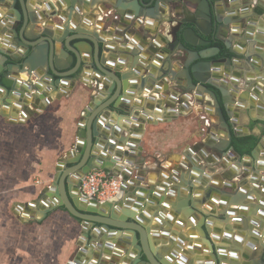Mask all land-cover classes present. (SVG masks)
I'll return each instance as SVG.
<instances>
[{"label": "water", "instance_id": "95a60500", "mask_svg": "<svg viewBox=\"0 0 264 264\" xmlns=\"http://www.w3.org/2000/svg\"><path fill=\"white\" fill-rule=\"evenodd\" d=\"M106 1L37 0L34 4L30 0H0V4L10 10L7 16L10 21L4 29L8 31L13 43L11 49L0 48V59L4 60L0 63V92L5 91L7 96L19 98L25 95L41 96L46 98L41 104L43 108L52 100L48 93H38L44 77H49L52 86L56 88L63 82V78L72 79L74 85L84 68L88 67L94 70L98 81L101 76L105 77L103 87L99 88L97 94L92 95L85 111L87 116H83L78 123L74 147L58 161L52 182L41 189L37 198L26 204L16 205L19 208L27 207V214L23 216L26 221H41L50 211L56 208L65 209L80 221V243L84 238L87 244L95 242L96 246L102 249L97 258L112 255L115 257L112 264H182L181 261L175 262V259L178 258L186 237L182 233L178 235V239L169 237L170 229L166 228L164 220L165 216L173 218L174 214L182 213V225L193 226L211 252L212 259L207 262L222 264L214 241L215 237H219L220 229L211 230V220L208 219L213 216L215 210L205 206L213 189L205 187L202 198L193 193L196 188L194 180L204 185L209 178L205 168L197 164L199 157L193 155V149H188L185 154L187 161L180 164L174 175L162 183V186L150 188V196L146 198L145 190L135 189L136 186L130 188L136 181H141L142 178L138 175L144 171L141 165L143 159H135L140 155L137 152V141L133 137L126 139V135L117 139L115 135L122 132L121 128L112 127V122L107 118L111 112H116L122 117L131 114L130 103L123 96L133 93L136 83L131 81L132 75L141 76L142 85L151 78L158 83V89L165 82L183 94L182 102L187 103L186 107L190 104L189 98L193 94L198 100H205L216 116L218 127L226 132L223 133L226 140L222 139V144L213 145L212 148L224 154L229 151L232 155L235 152L239 160L252 159L253 164L250 165L252 164L256 174L259 173L258 163L264 165V160L258 162L257 155L264 145V135L250 153H238L232 144L233 135L243 136L247 133L235 128L236 123L230 117L234 116L231 103L237 92L242 90L250 93L253 87L258 93L261 92V85L255 86L251 76L245 78L243 69L230 77L234 82L232 87L226 81L229 79L228 73L221 76L213 74V71H219L217 66L222 63L232 69L235 65L234 57L244 58L252 66L259 64L261 60L264 66V40L253 39L251 33L252 27L256 25L255 19L246 23V16H241L236 9L231 10L228 16L222 14L214 0H108L117 13L128 18L148 15L157 20L160 30H166L169 40L165 50L168 56L165 59V67L156 76L154 72H149L145 61L142 62L137 58L138 55L135 56V50L127 51L130 58L126 67L129 69L114 67L113 61L107 55L113 47L99 34L98 28H88L93 20L84 13L88 6ZM250 2L253 15H264V0ZM249 10L246 6L242 11L246 13ZM80 16L82 20L79 24ZM231 16L242 23V28L248 26L249 30L241 33L234 30L232 34L229 33ZM52 22H55L54 27L48 25ZM239 28L240 26H235V29ZM234 35L240 37L237 41L240 47L250 44L249 51H238L232 45ZM257 35L264 38L263 26L258 28ZM120 61L123 64L127 60L122 58ZM178 61L180 65L176 63ZM21 74H26L27 77L20 79ZM239 78L243 79L241 85ZM5 100L6 97L2 102H6ZM243 101L244 95L241 94L238 105L243 106ZM93 106L95 107L91 108ZM26 112L28 114V111ZM138 114L140 112L136 110L135 115ZM112 128V135L108 137L107 132ZM133 128L137 129V126L134 125ZM124 142L127 149L122 148ZM123 155L127 157L125 166L119 164ZM95 168L120 176V195L101 201L82 193L80 186L83 175ZM133 169L138 171L134 176ZM181 170L182 173H179ZM256 174L252 179L258 178ZM261 179L264 181V178ZM253 186L257 188L259 184L253 182ZM184 191L188 192L187 196L180 195ZM225 194L226 197L220 202L222 204H226L229 199L239 201L242 194L251 196L242 185L233 196ZM175 196H178V201L172 200ZM170 205L173 212L168 214L166 209ZM147 207L148 210L145 211ZM240 207L247 209L249 205L240 204ZM149 208L154 210L153 215L157 217L156 225L149 224L152 217ZM232 213H235V210L219 212V218L225 219ZM242 219L241 216H234L233 220L241 222ZM251 223L258 225L256 220H251ZM92 229L95 230L94 233ZM253 232L257 230L254 228ZM226 236H232V232L227 231ZM176 239L177 244L174 243ZM168 243L170 244L167 245ZM251 245L255 243H249V246ZM92 246L94 248L95 245ZM78 250L79 256L75 260H68L66 264L85 262L88 248L80 246ZM261 262L264 264V255Z\"/></svg>", "mask_w": 264, "mask_h": 264}, {"label": "crops", "instance_id": "0c3cea01", "mask_svg": "<svg viewBox=\"0 0 264 264\" xmlns=\"http://www.w3.org/2000/svg\"><path fill=\"white\" fill-rule=\"evenodd\" d=\"M30 1L35 4L37 0ZM214 1L220 8L222 14L228 16L231 10L236 9L240 12L241 16H246V23L250 19H255L256 25L252 27L251 31L252 38L257 41L264 40L263 37H258L257 35L258 28L260 26L264 27V15H253L250 0ZM246 6H248L250 10L245 13L242 10ZM9 13V8L4 4H0V48L5 50L11 49L13 45L12 38L8 36V31L6 32L4 29L10 21L7 17ZM84 13L85 15L91 16L93 20V23H91L88 28H98L97 31L99 34L106 38L107 44L113 47L107 55L109 59L113 61L115 68L120 67L123 70L129 69L126 67L130 58L127 51L132 52V50H135V56L138 55L137 58L140 61H145L144 63L148 67L149 72H154L156 76H158L160 70L165 67V59L168 56L165 48L169 39L166 37V30H160V28L157 27L156 19L148 15L139 18H133L132 16L128 18L114 11L110 3H108V0L106 3L101 2L92 7L91 5L88 6V8L84 10ZM230 18L229 33L232 34L234 30L240 33L249 30L248 26L242 28L241 22L232 19V16ZM81 20L82 17L80 16V20H78L79 24ZM40 25H42V23ZM48 25L54 27L55 22H52V24L49 23ZM237 25L240 26L239 29H235ZM232 37V45L238 51H249L250 44L240 47L237 42L240 37L235 35ZM122 58L127 60L123 62V64H121L120 61ZM234 60L235 65L231 67L232 69H229L226 63H222L217 66L219 71H213V74L221 76L228 73L229 79L226 81L230 87H232L234 82L230 80V77L232 74H238L240 70L243 69L245 71V78L251 76L254 80V85L256 84L255 86L261 85V92L258 93L255 92L253 87L250 89V93H245L242 90L237 92L231 103L234 116L230 117V119L235 121L236 124L234 127L239 131H244L247 134L253 133L262 137L264 135V66L261 60H259V64L256 66H252V64L244 58L237 59L234 57ZM87 61L89 64V55ZM3 62L4 60L0 59V63ZM176 63L180 65L179 61ZM142 71H144V69H142ZM26 77V74H21L19 76L20 79H25ZM44 79V81H41L42 86L38 93H48L49 97L52 96V100L46 103L43 108H41V104L44 103L46 98H42L41 96L34 97L25 95L19 98V96H7L5 91L0 92V164L6 165L7 163H11L12 161L9 159V156L13 155V148H15L16 151L18 148H22V146H14V140H18L19 142L23 140L27 141L30 128H38L37 121L46 120L50 117L59 118V120H62V123H64V127L60 129L59 127H51L52 123L49 121L48 125L50 126L49 130L52 131L51 134L57 135L58 132L62 133L60 137L59 134L57 137L53 136L55 143L50 145V148L63 149L62 152L58 151L57 153H60V156L66 155L75 145L78 123L83 119V116H87L85 111L90 104L92 95L97 94L99 88L103 87L105 84V77L101 76L98 81L91 67L84 68L79 80H76L74 85L72 79L63 78V82L56 88L52 86L49 77H44ZM130 79L136 83V86H134L132 94H125L123 97L130 103L129 108L131 109V114L122 117L116 112H111L107 120L112 122V127L118 126L121 128L122 132L115 135L117 139L126 135V139L133 137V139L137 141V152L140 153V155L135 159H143L141 165H143L144 171H142V174L138 175V177L142 178L141 181H136L130 186L131 189L136 186L135 189L139 188V190H145V196L148 198V196H150V188L162 186V183L171 178L176 169H179L180 164L187 161L185 154L188 149L191 148L193 149V155L199 157V162L197 164L202 165L205 168V173L209 176L204 185L194 180L196 188H194L193 193L200 195V198H202L205 194V187L213 189L211 197L205 204V206L215 210V212L212 213L213 216L211 215L208 217V219L213 220L210 225L212 230H214L216 226L226 230L225 227L227 224L219 220L217 216L218 212L223 210L225 206V204L220 203L223 199L220 193H237L238 184L241 181H237V176L233 175L230 171L227 172L225 170L226 167L236 173H240L243 169L250 170V174L247 175L246 180L248 181L249 187L253 188L255 193H252L251 196L248 197H252V200L248 201V203L264 207V205H260L259 203L262 202L264 204V181L261 179L264 178V172L259 173L258 182L260 185L256 188L253 186L251 178V175L253 176V173H255L251 168L253 164L252 159L244 158L243 162H239V159L236 158V153L230 155L228 151L227 154H224L212 148L213 145L222 144V139L226 140V135L223 134L226 132L218 127L216 116L213 111L209 109V105L205 100H198L195 94H193V96L189 98L190 104L186 107L187 103L182 102L184 97L183 94L170 84L163 82L160 89H158V83L151 78H148L143 85L141 76L136 77L132 75ZM242 80V78H239L240 85L242 84ZM241 94L244 95L243 106L238 105ZM5 97L6 102L3 103L2 99ZM97 99L101 100L100 98ZM94 107L95 106L91 108ZM136 110L139 111L140 114L135 115ZM26 111H28V114ZM147 118H151V120L148 121ZM204 118L209 120L208 124ZM56 119L55 122L57 121ZM105 124L106 121L104 125ZM134 125L137 126V129L133 128ZM32 130L38 131V129ZM112 130L113 128L107 132L108 137L112 135ZM42 133L45 134V132ZM63 138L65 140H63ZM124 144L125 142L122 143V148L127 149ZM126 160L127 157L123 155L119 164L123 166L127 165ZM261 160H264V145L262 146L261 152L257 155V161L259 162ZM58 161L55 163L57 164ZM215 163L224 165L222 171L217 168ZM250 163L252 164L250 165ZM136 173H138V171L133 169L132 176ZM179 173H182V170ZM185 174H187V171ZM0 177L10 179V177L7 176ZM188 177H190V175H188ZM218 189H222L223 191H219ZM180 195L187 196L188 192L184 191ZM177 197L178 196H175L172 200L178 201ZM225 207H237L240 209V207L234 204L226 205ZM26 208L27 207L19 208L17 205L13 208L19 219L18 221L21 228L26 229L28 225L34 227L35 232L39 235L38 238L41 237L38 242L42 245V247H40L42 252L44 248H46L45 246L51 247L52 244H56V248L54 249V252L56 250L55 254L52 256L48 255V258H45L48 264H66L70 259L75 260L77 256H79L78 249L80 246L82 248H88V257L83 264L114 263L113 258L115 257H112V255L110 257L103 256L102 258H97L98 253L100 250L102 251V249L98 248L95 242L87 244V240L84 238L82 243H80L82 229L80 221L74 218L65 209L56 208L50 211L48 216L41 221H26L23 217L27 214L28 210ZM147 210L148 207L145 211ZM149 210L152 212L149 224L151 226L158 224L156 221L157 217L153 215L154 210L150 208ZM166 210L168 214L173 212L171 205L168 206ZM251 210L252 212L250 214L245 212L242 213L241 211H239V213H242L243 216L246 217V223L248 225L251 224L253 218L261 219V225H258L260 227V232L253 233L250 228L246 230L239 229L235 226L237 222L230 221L228 224H230L232 228L229 227L228 230L222 231L219 235L220 238L216 239L218 245L227 247V256L223 257V264H235L232 262L234 258L237 259V264H263L260 258L261 255L257 261L251 256L250 253L252 250L258 247L256 245L249 246V243L252 241H247V239L255 235L264 245V215H262V213L264 214V208L253 211V206H251ZM164 218L166 228L170 229L169 237L178 239V235L181 233L186 237V240L180 247V253L178 254V258L175 259V262L179 261V257H183L187 261L190 260L191 264H208L207 260H211L210 251L205 249L206 244L202 242L201 237L193 226L188 224L182 225L180 221L182 213L174 214L173 218H169L168 216ZM2 226V229L6 231H9L11 228V225L9 226L8 223ZM258 226L255 225V227ZM227 231H232L233 233L232 238L228 237V240L224 239V237H227ZM92 232L94 233L95 230L92 229ZM173 233H176V235H173ZM243 234L246 238L241 242L244 238ZM23 238L27 240V242H30V235H26ZM177 239L174 240L175 244H177ZM168 240H170V238ZM169 244L170 243L167 245ZM197 244H200L197 246L198 248H196ZM92 245H95L94 248ZM234 246L238 247L236 253H233ZM247 246L252 249H248ZM103 249L107 248L103 247ZM59 251H61L62 254H57ZM244 253H246L245 256L247 258L244 257ZM45 259L42 262L38 261V263L44 264ZM24 260L25 259H23V261ZM1 264H5V262L3 261ZM120 264L123 263L120 262Z\"/></svg>", "mask_w": 264, "mask_h": 264}, {"label": "rangeland", "instance_id": "374dc122", "mask_svg": "<svg viewBox=\"0 0 264 264\" xmlns=\"http://www.w3.org/2000/svg\"><path fill=\"white\" fill-rule=\"evenodd\" d=\"M55 119L50 117L37 121L38 128H30L27 141L19 142L17 140V142L14 140V146H22V148H18L17 151L13 148V155L9 156L12 162L6 165L0 164V176L10 177V179L0 177V264L3 261L5 264H39L38 261L42 262L48 258V255L52 256L56 252V250L54 252L56 244H52L51 247L45 246L46 248L42 252L40 248L42 245L38 242L41 237L38 238L39 235L31 225H28L27 230L21 228L13 209L17 203H26L37 198L41 189L53 180L57 168L55 162L64 156L57 153L58 151L62 152L63 149L50 148V145L55 143L53 136L57 137L59 134L60 137L62 133L51 134L49 121L52 123L51 127L60 129L64 127L62 120L57 118L55 122ZM32 129H38V131ZM63 140L65 139L63 138ZM215 165L221 171L224 168L221 163L220 165L215 163ZM225 170L236 175L237 181L244 177V169L241 173H236L228 167ZM260 172H264V169ZM220 195L226 197L224 193H220ZM217 216L219 217V213ZM6 223L11 225L9 231L2 229V225ZM26 235H30V242L23 238ZM57 254H62V252L59 251ZM263 255L264 253L260 258ZM23 259L25 260L23 261ZM44 264H48L46 259Z\"/></svg>", "mask_w": 264, "mask_h": 264}, {"label": "bare ground", "instance_id": "6f19581e", "mask_svg": "<svg viewBox=\"0 0 264 264\" xmlns=\"http://www.w3.org/2000/svg\"><path fill=\"white\" fill-rule=\"evenodd\" d=\"M239 162H243V160H239ZM252 169H253V167H251ZM258 168L261 170L262 168H264V165H261L260 163H258ZM254 171V170H253ZM242 172V171H241ZM240 172V173H241ZM259 173H260V171H259ZM259 173L257 172V174L256 173H253V175H257V177H258V175H259ZM248 174H250V170L249 169H247V170H245L244 169V177L241 179V181L239 182V184H238V186H240V185H242V186H244V187H246L247 188V193H249V194H252V193H255L254 192V190H253V188H250L249 187V184H248V181L246 180V177H247V175ZM251 178H252V175H251ZM252 182H256V183H258L259 184V182H258V178L257 179H252ZM260 185V184H259ZM258 188V187H257ZM238 192V191H237ZM228 195H231V196H233L234 194H231V193H227ZM236 194V193H235ZM250 200H252V197H250V198H248L247 196H246V194H242L241 195V199L239 200V201H232V200H228L227 201V203L225 204V206L227 205H235V206H238V207H240V204H246V205H249V207L247 208V209H245V208H241L240 207V209L239 210H241L242 212H245V211H248L249 209H251V206H253V211H256L257 210V208H264V207H260L259 205H253V203L251 204V203H248V201H250ZM260 203V202H259ZM260 205H264V204H261L260 203ZM224 206V209L223 210H220L219 212H225L227 209H233V210H235V213H232V214H228V216H227V218H218L219 220H222V221H224L226 224L227 223H229L230 221H232L233 220V217L234 216H236L237 214H238V208L236 207V208H226ZM211 210H213L212 208H211ZM258 211V210H257ZM218 212V213H219ZM234 215V216H233ZM263 215V214H262ZM241 217H243V219H242V221H241V223L244 221V223L242 224V225H240V226H238L237 228H239V229H248L249 228V226H248V224L246 223V217L245 216H243V215H241ZM252 220H256L257 222H258V225L260 224V222H261V219H257V218H253ZM234 221V220H233ZM211 222H213V220H211ZM236 222V221H235ZM237 223H239V222H237ZM254 226H255V224H253ZM258 225H256V226H258ZM259 227V226H258ZM211 228V227H210ZM216 228H218V227H215V229ZM253 228H255L256 230H257V232H253V229H251V232H253V233H259L260 232V229L259 228H257V227H253ZM219 229V228H218ZM212 230V229H211ZM232 232V231H231ZM220 238V236L219 237H215L214 238V241H215V243L217 244V247H218V252H219V256H220V259H221V262H222V264H223V257L221 256L222 255V253H221V251H226V249H227V247L226 246H220V245H218V243L216 242V239H219ZM227 238H228V236H227ZM252 242H254V241H252ZM255 243V242H254ZM200 244H197L196 245V248H198L197 246H199ZM255 245H256V243H255ZM192 246V245H191ZM234 248V251H233V253H236L237 252V249H238V247L237 246H234L233 247ZM207 250V249H206ZM209 250V249H208ZM264 251V245L263 244H261L260 245V248L259 249H257V251H255V253H253V255L251 254V256L257 261V258H259L260 257V255L262 254V252ZM211 253V252H210ZM245 254L246 253H244V256H245ZM248 254V253H247ZM249 255V254H248ZM178 257V256H177ZM246 257V256H245ZM183 257H179V261H181L182 262V264H191V263H188V261L187 260H184V259H182ZM247 258V257H246ZM209 259V258H208ZM210 259H212V258H210ZM212 262H214V261H212ZM209 264H213V263H209Z\"/></svg>", "mask_w": 264, "mask_h": 264}, {"label": "built area", "instance_id": "2783aa9c", "mask_svg": "<svg viewBox=\"0 0 264 264\" xmlns=\"http://www.w3.org/2000/svg\"><path fill=\"white\" fill-rule=\"evenodd\" d=\"M205 117V116H204ZM206 123L209 120L207 118ZM122 181L120 176L111 175L103 169H91L86 172L81 180V191L88 197H95L105 201L121 194Z\"/></svg>", "mask_w": 264, "mask_h": 264}, {"label": "trees", "instance_id": "16d2710c", "mask_svg": "<svg viewBox=\"0 0 264 264\" xmlns=\"http://www.w3.org/2000/svg\"><path fill=\"white\" fill-rule=\"evenodd\" d=\"M260 136L253 133L243 136L233 135L232 144L238 153H250L260 140Z\"/></svg>", "mask_w": 264, "mask_h": 264}, {"label": "flooded vegetation", "instance_id": "af4514ba", "mask_svg": "<svg viewBox=\"0 0 264 264\" xmlns=\"http://www.w3.org/2000/svg\"><path fill=\"white\" fill-rule=\"evenodd\" d=\"M214 44V43H213ZM219 191L221 190V191H223L222 189H218ZM239 211H241V210H239L238 209V214H237V216H241V215H243L242 213H244V212H242V213H239ZM252 212V210L250 209L248 212L247 211H245V213H248V214H250ZM234 216V215H233ZM233 221V220H232ZM244 223V221L242 222V223H236L235 224V226L236 227H238V226H240V225H242ZM261 225V224H260ZM249 226V228L250 229H252L253 227H255L252 223L250 224V225H248ZM216 227H218V226H216ZM229 227H231L232 228V226L230 225V224H228L227 223V225H226V230H228V228ZM219 229H220V234H221V232L222 231H226V230H223V228H220V227H218ZM257 228H260V227H257ZM215 229V228H214ZM233 230V229H232ZM244 235V234H243ZM232 236H233V233H232ZM232 236H230L229 238H232ZM229 238H227V237H224V239H229ZM245 235H244V238L241 240V242L243 241V240H245ZM249 240H251V241H254L255 243H256V246L258 247L257 249H259V245H261L262 243L260 242V240L255 236V235H253V237H250V238H248L247 239V241H249ZM238 243H240V242H238ZM247 248L248 249H252V248H250V247H248L247 246ZM205 249H208V247H207V245H206V247H205ZM257 249H255V250H252V252L250 253V254H252V253H255V251H257ZM221 253H222V257H225V256H227V253H226V251H221ZM253 255V254H252ZM245 257V256H244ZM224 259V258H223ZM258 259V258H257ZM237 259H235L234 258V260H232V262H234L235 264H237L238 262L236 261ZM191 261L189 260L188 261V263H190ZM195 264H201V263H195ZM209 264V263H208ZM214 264V263H213Z\"/></svg>", "mask_w": 264, "mask_h": 264}]
</instances>
